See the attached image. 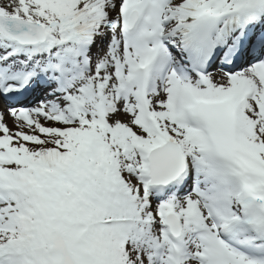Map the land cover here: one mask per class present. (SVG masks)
<instances>
[{
    "label": "snow or ice",
    "instance_id": "obj_1",
    "mask_svg": "<svg viewBox=\"0 0 264 264\" xmlns=\"http://www.w3.org/2000/svg\"><path fill=\"white\" fill-rule=\"evenodd\" d=\"M0 264H264V0H0Z\"/></svg>",
    "mask_w": 264,
    "mask_h": 264
}]
</instances>
